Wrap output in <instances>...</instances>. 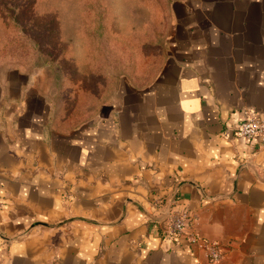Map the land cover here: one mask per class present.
<instances>
[{"label":"crops","instance_id":"obj_1","mask_svg":"<svg viewBox=\"0 0 264 264\" xmlns=\"http://www.w3.org/2000/svg\"><path fill=\"white\" fill-rule=\"evenodd\" d=\"M115 96L61 127L0 72V264H264V149L232 133L264 112V0L183 2L158 73ZM172 198L219 261L166 233Z\"/></svg>","mask_w":264,"mask_h":264},{"label":"rangeland","instance_id":"obj_2","mask_svg":"<svg viewBox=\"0 0 264 264\" xmlns=\"http://www.w3.org/2000/svg\"><path fill=\"white\" fill-rule=\"evenodd\" d=\"M187 0H0V72L19 68L50 118L73 128L123 83L160 70L173 13Z\"/></svg>","mask_w":264,"mask_h":264},{"label":"built area","instance_id":"obj_3","mask_svg":"<svg viewBox=\"0 0 264 264\" xmlns=\"http://www.w3.org/2000/svg\"><path fill=\"white\" fill-rule=\"evenodd\" d=\"M244 118L233 130V135L242 139L256 149H264V112L260 115L251 114L248 110L243 112ZM228 132H225V135ZM160 200L154 202L159 206ZM178 200L172 198L170 209L172 210L165 221V231L171 236H183L190 244L199 248L205 255L208 263H215L221 259V250L215 241H210L197 234H186L184 231L191 221L188 210L177 209Z\"/></svg>","mask_w":264,"mask_h":264}]
</instances>
